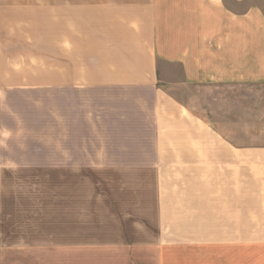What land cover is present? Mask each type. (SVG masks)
I'll list each match as a JSON object with an SVG mask.
<instances>
[{
    "label": "crops",
    "instance_id": "0c3cea01",
    "mask_svg": "<svg viewBox=\"0 0 264 264\" xmlns=\"http://www.w3.org/2000/svg\"><path fill=\"white\" fill-rule=\"evenodd\" d=\"M0 264H264V0H0Z\"/></svg>",
    "mask_w": 264,
    "mask_h": 264
}]
</instances>
